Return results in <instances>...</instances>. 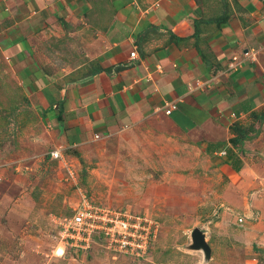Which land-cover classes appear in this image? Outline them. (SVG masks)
Returning a JSON list of instances; mask_svg holds the SVG:
<instances>
[{
  "label": "crops",
  "instance_id": "crops-1",
  "mask_svg": "<svg viewBox=\"0 0 264 264\" xmlns=\"http://www.w3.org/2000/svg\"><path fill=\"white\" fill-rule=\"evenodd\" d=\"M68 43L77 69L58 59ZM251 49L256 61L229 69ZM0 57L63 153L137 130L157 150L184 147L193 173L226 178L223 195L247 216L261 205L243 187L264 165V129L244 154L231 138L264 114V0H0ZM225 228L264 243V226Z\"/></svg>",
  "mask_w": 264,
  "mask_h": 264
},
{
  "label": "rangeland",
  "instance_id": "rangeland-1",
  "mask_svg": "<svg viewBox=\"0 0 264 264\" xmlns=\"http://www.w3.org/2000/svg\"><path fill=\"white\" fill-rule=\"evenodd\" d=\"M67 47V56H58L61 65L73 62L79 68L80 56ZM47 125L0 57V264H264L263 242L220 231L264 226L260 161L258 174L243 190L247 206L256 197L263 201L253 206L254 218L241 222L249 212L223 195L226 178L223 182L207 167L193 173L183 161L184 147L164 143V150H157L152 137L124 130L58 160L51 156L54 138ZM83 194L101 211L147 218L152 225L147 248L142 242L134 251H143L134 254L111 249L105 233L96 234L88 248L66 245L63 233ZM196 227L206 232L209 259L190 247Z\"/></svg>",
  "mask_w": 264,
  "mask_h": 264
},
{
  "label": "built area",
  "instance_id": "built-area-1",
  "mask_svg": "<svg viewBox=\"0 0 264 264\" xmlns=\"http://www.w3.org/2000/svg\"><path fill=\"white\" fill-rule=\"evenodd\" d=\"M258 52L257 49H251L244 53L242 57L233 56L228 64L229 69L237 70L248 60L256 61ZM135 55L136 52H133L132 56ZM166 107H169L167 109L169 112L171 108L175 109L176 105L168 104ZM222 154H226V152L223 151ZM51 156L53 159L58 160L64 158L63 151L60 148H55L51 152ZM69 172L72 175L70 169ZM245 218H249V216L241 217L240 221L242 222ZM250 218H254V216H250ZM148 223L147 218L134 217L132 214L124 213L121 215V213H110L107 210L101 211L91 203L86 194H83L81 205L70 218L63 233V239H65L66 245L88 248L94 243L96 234L101 236L102 233H105L109 239V241L107 239L109 248L116 250V246H118V250L127 254H134L146 249L152 239L150 237L152 225ZM142 242H144L143 249L134 251L135 245H137V248H141Z\"/></svg>",
  "mask_w": 264,
  "mask_h": 264
},
{
  "label": "trees",
  "instance_id": "trees-1",
  "mask_svg": "<svg viewBox=\"0 0 264 264\" xmlns=\"http://www.w3.org/2000/svg\"><path fill=\"white\" fill-rule=\"evenodd\" d=\"M62 20V19H61ZM63 22V21H62ZM196 33L198 31V21L196 22ZM102 70L101 67H96L93 69L90 74H96ZM255 123L249 125L248 127H243L240 125L233 126L232 129L236 132V136L231 138V142L235 147L240 149V153H245V143L246 141L257 138L258 135L264 129V114L254 113ZM233 156V155H232ZM238 159V156L234 155V159Z\"/></svg>",
  "mask_w": 264,
  "mask_h": 264
},
{
  "label": "water",
  "instance_id": "water-1",
  "mask_svg": "<svg viewBox=\"0 0 264 264\" xmlns=\"http://www.w3.org/2000/svg\"><path fill=\"white\" fill-rule=\"evenodd\" d=\"M191 239L190 247L192 249L203 250L209 259L212 255V248L207 241L206 232L202 228L196 227L191 233Z\"/></svg>",
  "mask_w": 264,
  "mask_h": 264
},
{
  "label": "bare ground",
  "instance_id": "bare-ground-1",
  "mask_svg": "<svg viewBox=\"0 0 264 264\" xmlns=\"http://www.w3.org/2000/svg\"><path fill=\"white\" fill-rule=\"evenodd\" d=\"M60 254H62V250H60V252H59ZM203 253H204V251H203ZM205 254V253H204ZM203 259H207V256L206 255H204V257H203Z\"/></svg>",
  "mask_w": 264,
  "mask_h": 264
}]
</instances>
